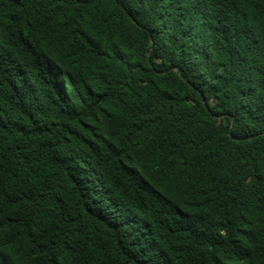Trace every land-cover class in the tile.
<instances>
[{"label": "trees", "instance_id": "obj_1", "mask_svg": "<svg viewBox=\"0 0 264 264\" xmlns=\"http://www.w3.org/2000/svg\"><path fill=\"white\" fill-rule=\"evenodd\" d=\"M0 264H264V0H0Z\"/></svg>", "mask_w": 264, "mask_h": 264}]
</instances>
